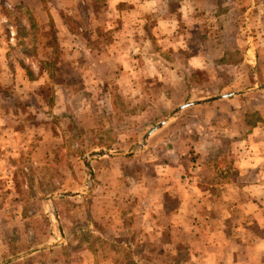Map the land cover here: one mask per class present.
<instances>
[{
  "label": "rangeland",
  "instance_id": "374dc122",
  "mask_svg": "<svg viewBox=\"0 0 264 264\" xmlns=\"http://www.w3.org/2000/svg\"><path fill=\"white\" fill-rule=\"evenodd\" d=\"M7 1L0 0V264H77L89 255L82 254L83 246L97 250L100 244L106 252H115L121 264H129L132 254L121 243L102 244L97 234L106 227L119 231L122 223L99 222L98 212L106 211L109 217L115 208L123 212L126 206L121 211L112 203L136 199L134 195L142 192L156 197L155 177L170 162L165 159L166 149H161L167 135L176 134L189 156L184 158L186 171L180 179L185 182L195 176L205 158L195 156L192 141L197 143L198 137L194 140L193 132L221 127L191 122V117L209 118L218 109L213 106L211 112L196 102L264 86V60L257 59L264 56L259 55L264 51V0H231V9L221 7V0H211L216 12L195 5L192 26L182 31L184 45L165 46L164 60L149 62L122 57L127 50L123 46L121 56L116 55L118 47H109L115 23L103 13L100 20L108 23L99 27L94 16L83 21L79 8L58 14L72 32L70 43L66 30L56 29L51 16L33 14L26 6L9 7ZM67 4L68 10L77 8L76 3ZM154 20L143 21L144 28ZM150 36L157 55L160 39ZM244 37L254 40L246 49L255 60L241 66L246 43H233ZM86 47L89 55L83 51ZM205 50L213 53L196 72L187 59ZM134 56L141 57L129 58ZM7 64L16 68L4 72ZM136 66L141 72H130ZM162 66L180 72L164 71ZM260 101L254 95L252 106ZM191 105L196 108L188 111ZM179 116L182 119L172 123ZM252 116L257 121L256 114ZM164 121L171 123L145 139ZM220 145L222 150L230 148L226 141ZM105 200L108 205L101 207ZM253 230L264 235V230ZM152 255L153 260L163 258Z\"/></svg>",
  "mask_w": 264,
  "mask_h": 264
},
{
  "label": "crops",
  "instance_id": "0c3cea01",
  "mask_svg": "<svg viewBox=\"0 0 264 264\" xmlns=\"http://www.w3.org/2000/svg\"><path fill=\"white\" fill-rule=\"evenodd\" d=\"M221 1V7L228 5V9H231L233 4L231 0ZM7 2L9 7L26 6L33 14L51 16L56 29L59 27L66 30L68 35L66 38L70 43L73 41L72 32L66 28L58 14L70 11L75 13L79 8L78 13L82 12V16L79 17H83V21L87 17L94 16L96 18L94 22L99 27L108 23L106 20H100L105 18L100 15L103 13L107 15V20L115 23V27L111 28L112 41L109 47H118L117 51L114 50L116 55L121 56L123 46L127 47V50L122 57L135 61L143 59L148 62L159 60L158 58L163 61L164 57H161V54L166 48L168 49L165 46H170L172 43L184 45L186 41L182 31L184 27L189 29L192 26L190 22H193V13L197 7L207 12H216L211 9L213 6L211 0H105L101 4H94L91 0H14L13 3L8 0ZM67 2H70V5L76 3L77 8L68 10L70 6ZM55 16L59 22L54 18ZM152 17L155 18L154 24H150L149 28L145 26V29L142 22L148 23V19ZM43 23L40 22V25ZM223 27L228 28L227 25ZM239 28L243 29V27ZM79 30L82 32V29ZM90 34L91 32H88V35ZM141 35L145 36L143 40L138 39ZM150 35L160 39L162 46L160 52L157 51L158 56L155 55L154 40ZM86 41L89 43L90 39ZM251 41L254 40L244 37L232 42L234 45H238L239 42L246 43L241 53L243 62L241 66L252 65L255 60L254 54L246 49L247 45L252 47V44H255ZM224 42L227 44L226 41ZM141 43L144 45L143 49ZM201 43L206 45L208 42ZM83 51L86 55L91 53L87 47ZM212 53L213 51L205 50L204 53L198 51L190 55L187 62L194 67V71L201 72L197 69L204 68L202 66L204 60L209 59L208 55ZM137 54L141 57L129 58ZM259 55H264V51ZM257 59L264 60V56L262 58L258 56ZM13 68L8 65V69L5 67L3 69H6L4 72H12ZM163 68L168 72H180L177 67H173L172 70L166 66ZM234 69L231 72H236L237 66ZM137 71L141 72L137 66L130 70V72ZM218 71L226 72L224 69ZM231 94L224 99H219L218 97L223 96L220 95L196 102L208 106L211 112L216 107L218 109L209 118L191 117V122L197 120L200 122L199 126L201 123H206L221 127H209L206 128L207 132L203 133L200 129L193 132L192 138L195 140L198 137L197 143L192 141L193 149L196 151L195 156L205 158L202 160L203 164H199L200 167L194 172L195 176L185 182L180 179L186 171L184 158L188 153L184 146L179 144L183 141H179V138L175 137L176 134L167 135L166 139H162L161 149H166L165 159L170 162L163 165L165 168L159 167L161 168L158 172L159 176L155 177L157 179L152 188L156 189V197L150 194L147 196L142 192L138 196L134 195L136 199L126 198L122 199L120 204L112 203L113 206L121 207V211L123 206H126L123 212H118L115 208L111 217L106 211L98 212L99 222L107 223L115 220L119 224L122 223L119 231L106 227L97 232L99 235L97 236L103 240L102 244H108L109 240L113 243H121L132 254L131 264H264V235L258 236L253 230H264V86ZM235 94L240 95L235 96ZM254 95L261 98V101L252 106ZM241 97H245V101L238 102L237 99ZM213 106L215 108H212ZM195 108L196 106L191 105L187 110ZM253 113L256 114L257 121H253ZM181 119V116L172 118V123ZM169 123L166 122L162 129ZM221 123L232 127L225 129ZM217 129L220 130V135ZM156 133L158 132L154 131L148 140ZM190 140L192 139H188L187 142ZM224 141L230 145V148L222 150L220 144ZM185 146L187 147V144ZM168 178L170 181L165 180ZM111 189L114 191L115 186ZM105 199H110V195ZM99 204L101 207L107 206L108 202L105 200L104 203ZM58 248L51 246L50 249ZM83 248L82 254L89 255H84L77 264H121L115 258V252L110 250L106 252L107 247L103 248L101 244L97 245V250L88 249L87 246ZM92 253H96V256L92 257L90 255ZM138 254H143L145 257L138 258ZM152 254H158L156 256L163 258L153 260Z\"/></svg>",
  "mask_w": 264,
  "mask_h": 264
},
{
  "label": "water",
  "instance_id": "95a60500",
  "mask_svg": "<svg viewBox=\"0 0 264 264\" xmlns=\"http://www.w3.org/2000/svg\"><path fill=\"white\" fill-rule=\"evenodd\" d=\"M232 94H229V95H223V96H220V97H218L219 99H224V98H228V97H230ZM184 107H187V106H183L181 109H183ZM166 124V121H164V122H162V123H160L157 127H155V128H153L152 130H150L147 134H146V136H145V139L147 138V137H149L154 131H156L159 127H162V126H164Z\"/></svg>",
  "mask_w": 264,
  "mask_h": 264
}]
</instances>
